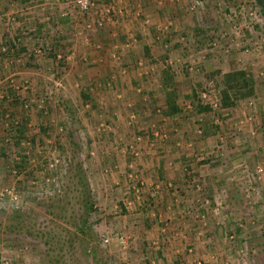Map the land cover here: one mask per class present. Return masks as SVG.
Masks as SVG:
<instances>
[{"label":"rangeland","instance_id":"rangeland-1","mask_svg":"<svg viewBox=\"0 0 264 264\" xmlns=\"http://www.w3.org/2000/svg\"><path fill=\"white\" fill-rule=\"evenodd\" d=\"M4 1L0 264H170L166 195V210L194 208L204 254L264 264L260 1L155 0L149 13L147 0H65L43 21H25L30 0ZM239 71L255 92L224 107Z\"/></svg>","mask_w":264,"mask_h":264},{"label":"crops","instance_id":"crops-1","mask_svg":"<svg viewBox=\"0 0 264 264\" xmlns=\"http://www.w3.org/2000/svg\"><path fill=\"white\" fill-rule=\"evenodd\" d=\"M8 1H10V0H8ZM8 1L7 2L4 1V2H6V4H7ZM64 1L65 0H30L29 3H26L27 7H26V11H24V14L26 13V15H27L25 21H34L35 19L43 21L44 19H39V16L42 17L45 15H46V20L50 19L51 17L54 18V16L57 13L59 14L62 12V10L64 11L65 8H63L64 5L62 4V2H64ZM147 1H148V5H150L148 7L150 9L149 13H151L152 11L154 12V9L151 10L150 7L152 5H155V3H156L155 0H147ZM20 12H21L20 16H23L24 15L23 12L22 11H20ZM20 16H18V17L20 18ZM21 21H23V20L21 19ZM17 26H21V23H19ZM17 34H18L17 32H14L13 35H6V34L5 35L10 37V38L16 39V37L18 36ZM2 40L4 41V37ZM163 166H164V168L167 167V166L161 164V167H163ZM161 167H160V169H162ZM154 179L157 180L158 177H154ZM150 194L152 196H154L152 193H150ZM175 195L176 194L174 191L173 196H175ZM192 196L194 197L193 194L187 193V195L180 196V198H183V199L192 198ZM163 198H164V200L161 201V202H163V207L162 208L160 207L159 212L160 213L163 212L162 214H164L163 216L166 219H164V221H163L165 223H162V221L160 220V223L163 226V228H161V230H162V232L169 231V233L167 232L168 236L164 235L163 241L158 240L157 244H160V243L165 244L166 243V241H165L166 237H169L170 243H166V244L171 245L172 249L173 248L174 249H173V252L171 253L170 259H166L168 261V263H170V264H195L200 259H202V260L206 259V261H208L210 264H219L221 260L218 261L217 258L214 259L213 256L210 254L209 255L204 254L206 252V250L204 248V241L199 240L196 237V235H197L196 232L198 230V228L196 226H198V224H195V222L193 221V218H192V216L196 213L194 211V208L192 206L186 207L184 205V206H177L176 208H170L169 207L166 210V209H164V205H166V203L168 201L167 195ZM154 201H155V199H154ZM154 201H152L151 203H153ZM187 202H192V201L187 200ZM168 203H169V201H168ZM167 219H169V220H167ZM146 225L148 227L151 226L149 228H151L150 231L153 232L155 230V227L157 228L158 224H154L152 219L148 223L147 219H146ZM158 229H160L159 226H158ZM171 233H173V235ZM171 237H173V241L170 239ZM192 237H193V239H192ZM155 238H156V236L154 234H151V239H155ZM197 240H199V241H197ZM215 242L218 243V241L212 240L211 244L214 245ZM154 243H156V242H154ZM188 247H192V248L196 249L195 255L192 256V255L187 254ZM168 256H169V254H168ZM163 260L164 259H161V261H163Z\"/></svg>","mask_w":264,"mask_h":264},{"label":"trees","instance_id":"trees-1","mask_svg":"<svg viewBox=\"0 0 264 264\" xmlns=\"http://www.w3.org/2000/svg\"><path fill=\"white\" fill-rule=\"evenodd\" d=\"M225 85L227 87V94H225L224 107L235 106L240 100L253 96L255 92V84L247 77V74L243 71L228 73L224 77ZM169 84L164 85V95L166 98V104L169 106V111L172 109L178 110L171 106L176 101V92L174 90H168ZM87 208L92 210V206ZM89 211V212H90Z\"/></svg>","mask_w":264,"mask_h":264},{"label":"built area","instance_id":"built-area-1","mask_svg":"<svg viewBox=\"0 0 264 264\" xmlns=\"http://www.w3.org/2000/svg\"><path fill=\"white\" fill-rule=\"evenodd\" d=\"M76 4L80 8L81 11H88L93 6L92 0H77ZM253 105H254L253 102L248 103V106H250V107H252ZM260 171H262V170H260ZM205 204L208 205L209 201L207 200L205 202ZM206 205H203V206H206ZM203 218H205V216H203ZM231 238L233 239V237H231ZM108 242H109V240H106V243H108ZM120 242L122 244H124L126 242V237L124 235L120 238ZM197 264H202V262H198Z\"/></svg>","mask_w":264,"mask_h":264},{"label":"flooded vegetation","instance_id":"flooded-vegetation-1","mask_svg":"<svg viewBox=\"0 0 264 264\" xmlns=\"http://www.w3.org/2000/svg\"><path fill=\"white\" fill-rule=\"evenodd\" d=\"M262 5V10L264 11V0H259Z\"/></svg>","mask_w":264,"mask_h":264}]
</instances>
